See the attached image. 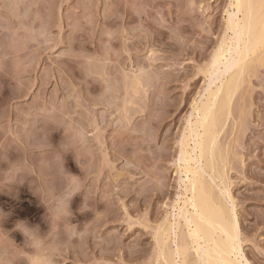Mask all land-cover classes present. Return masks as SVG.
<instances>
[{
	"label": "rangeland",
	"instance_id": "obj_1",
	"mask_svg": "<svg viewBox=\"0 0 264 264\" xmlns=\"http://www.w3.org/2000/svg\"><path fill=\"white\" fill-rule=\"evenodd\" d=\"M232 3L0 0V210L10 238L23 244L18 221L47 233L42 203L62 184L59 167L83 192L70 202L78 228L64 226L73 238L50 236L57 264H165V244L174 262L202 264L194 248L176 256L191 243L179 157L185 141L194 149L196 109L218 84L208 71L234 37ZM238 86L216 145L225 180L203 176H215L214 195L236 216L243 260L264 264V48Z\"/></svg>",
	"mask_w": 264,
	"mask_h": 264
},
{
	"label": "bare ground",
	"instance_id": "obj_2",
	"mask_svg": "<svg viewBox=\"0 0 264 264\" xmlns=\"http://www.w3.org/2000/svg\"><path fill=\"white\" fill-rule=\"evenodd\" d=\"M231 5L235 14L229 16L227 29L234 37H228L229 39H224L220 44L208 71L210 78H216L218 84L208 90L207 100L196 109V121L191 126L192 130H189L194 149L185 141L179 157V162L184 165L187 174L188 184L185 190L189 194L180 210L191 243L179 241L176 256L184 261L187 253L194 248L197 257L203 261L202 264H240L241 257V242L236 239V216L224 200L217 199L219 197L214 195V187L210 184L216 183L215 176L210 174L213 183H209L203 176L206 175V169L217 174L219 170L224 173L219 167L222 162L216 157L220 126L225 113L231 107L233 96L237 93L236 89L247 61L264 48V0H234ZM193 153L197 154L196 158ZM222 174H218L221 184L225 180ZM221 193L227 201L233 202L226 188L221 189ZM165 242L166 240L161 245ZM165 247L166 244L161 251V260L165 264H178L167 257L172 252L171 255L167 253Z\"/></svg>",
	"mask_w": 264,
	"mask_h": 264
},
{
	"label": "clouds",
	"instance_id": "obj_3",
	"mask_svg": "<svg viewBox=\"0 0 264 264\" xmlns=\"http://www.w3.org/2000/svg\"><path fill=\"white\" fill-rule=\"evenodd\" d=\"M57 171L62 178V184L54 190L47 203H42L46 208L45 220L49 225L47 233L41 234L38 226L33 227L26 221H18L14 231H19L24 240L22 245L17 244L3 228L7 214L0 210V264H57L51 234H58L63 230L69 239L73 238V234L64 226L78 228V225L70 222L73 216L70 202L75 195L83 192L78 188L82 182L78 176L71 175L66 170L60 171L57 167Z\"/></svg>",
	"mask_w": 264,
	"mask_h": 264
},
{
	"label": "snow or ice",
	"instance_id": "obj_4",
	"mask_svg": "<svg viewBox=\"0 0 264 264\" xmlns=\"http://www.w3.org/2000/svg\"><path fill=\"white\" fill-rule=\"evenodd\" d=\"M236 239L237 240L240 239V235H239V230L238 229H237V232H236ZM261 255H264V252H262ZM240 264H247V262L243 260V257H240Z\"/></svg>",
	"mask_w": 264,
	"mask_h": 264
}]
</instances>
